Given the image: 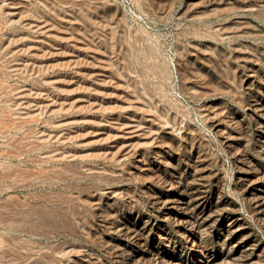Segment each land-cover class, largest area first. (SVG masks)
<instances>
[{"label": "rangeland", "instance_id": "obj_1", "mask_svg": "<svg viewBox=\"0 0 264 264\" xmlns=\"http://www.w3.org/2000/svg\"><path fill=\"white\" fill-rule=\"evenodd\" d=\"M0 264H264V0H0Z\"/></svg>", "mask_w": 264, "mask_h": 264}, {"label": "bare ground", "instance_id": "obj_2", "mask_svg": "<svg viewBox=\"0 0 264 264\" xmlns=\"http://www.w3.org/2000/svg\"><path fill=\"white\" fill-rule=\"evenodd\" d=\"M15 2H17V1H15ZM20 2V1H19ZM18 3V2H17ZM12 6V5H11ZM19 6H21V5H19ZM14 8V7H13ZM20 9V8H19ZM14 10V9H13ZM10 12V11H9ZM16 12V11H15ZM10 14V13H9ZM13 15V14H12ZM26 119V118H25ZM24 119V120H25ZM260 189V188H259ZM257 191V190H256ZM255 192V191H254ZM192 193V192H191ZM257 195V194H256ZM184 198V197H183ZM200 201V200H199ZM257 201V200H256ZM189 203V202H188ZM195 203V202H194ZM209 203V202H208ZM256 203V202H255ZM172 204V203H171ZM257 204V203H256ZM174 205V204H173ZM176 205V204H175ZM209 205V204H208ZM201 206V205H200ZM188 207V206H187ZM177 208V207H176ZM183 209V208H182ZM191 209V208H190ZM189 216V215H188ZM201 216V215H200ZM191 218V217H190ZM199 219V218H198ZM209 219V218H208ZM186 220V219H185ZM193 221H195V220H193ZM183 223V222H182ZM194 223H196V222H194ZM205 223V222H204ZM235 224V223H234ZM163 226V225H162ZM163 236V235H162ZM225 248V247H224ZM166 256V255H165ZM170 256V255H169ZM175 258V257H174ZM205 259V258H204ZM164 260V259H163ZM210 260V259H209ZM173 263V262H172Z\"/></svg>", "mask_w": 264, "mask_h": 264}]
</instances>
